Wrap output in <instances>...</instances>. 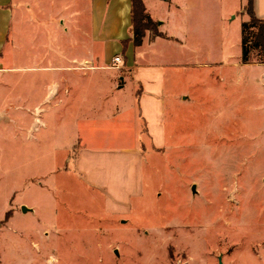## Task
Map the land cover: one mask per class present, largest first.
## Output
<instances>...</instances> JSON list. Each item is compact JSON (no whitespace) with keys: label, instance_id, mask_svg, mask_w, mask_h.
Wrapping results in <instances>:
<instances>
[{"label":"rangeland","instance_id":"obj_1","mask_svg":"<svg viewBox=\"0 0 264 264\" xmlns=\"http://www.w3.org/2000/svg\"><path fill=\"white\" fill-rule=\"evenodd\" d=\"M177 1L146 0L162 31L192 34L191 55L166 42L135 51L137 61L166 65L163 148L142 142L141 167L131 156L121 170L109 166L119 157L97 159L103 193L75 171L80 139L137 145L133 86L114 90L123 65L107 56L79 76L60 72L71 66L68 47L85 40L83 0H13L17 21L0 43V222L10 212L0 264H264V66L241 63L249 0ZM70 16L78 20L67 32ZM62 73L69 93L30 134L45 86Z\"/></svg>","mask_w":264,"mask_h":264},{"label":"crops","instance_id":"obj_2","mask_svg":"<svg viewBox=\"0 0 264 264\" xmlns=\"http://www.w3.org/2000/svg\"><path fill=\"white\" fill-rule=\"evenodd\" d=\"M147 14L153 20L151 14L148 11V6L146 0H142ZM188 5H192V0H186ZM214 3H217L218 0H212ZM83 13H86L88 20L86 21L87 32H84V42L82 46L78 43L68 47L71 55L68 57L71 62V66L62 68L60 71L59 68H52L59 70L60 72H70L80 75V72H86L90 70H95L99 62L103 60V57L107 56L108 59L105 61L106 64H114V59L116 57L121 58V63L123 66L120 68V77L121 83L114 90L123 89L127 82H130L133 86V94L136 100L137 107H132L131 112V122L134 126V138L137 139L136 144L133 146H119L115 150H107L109 148H96L95 146L89 144L90 142H83L80 139V144L77 150V157L75 159V171L84 179L83 181L90 187L102 191L104 190L98 184L95 178L97 170L99 168L96 165V160L102 156L108 155V157H119L123 161H119L116 164H110L109 166H114L121 170L122 167L128 165L129 156L135 157L137 160V166L141 167L144 164L145 160V149L141 143L145 144L146 141L151 142L156 148H163L161 142L164 140V118H165V109H166V65L161 63L157 65H149L146 60L139 58L137 61L135 51L136 48L141 49L146 44L154 45L159 42L173 43L177 44L180 47H184V53L191 55L190 49L195 44L193 40L194 37L191 33L184 35L183 38L179 34L173 32L168 33L162 31V26L158 24V32L162 36H153V34L148 31L146 36L143 39L141 46H135L134 43L130 40L132 38V0H104V3L101 5L100 0H83ZM171 4L177 6V0H170ZM6 14H4L3 13ZM253 11L257 18L264 19V0H254L253 1ZM6 17V18H5ZM7 19V24L2 27L0 30V39L1 44L9 43L11 39L12 25L16 24L15 10L13 6V0H8L7 2L0 3V19ZM70 20V23L66 22V19L62 21V25L65 27V31H69V28L73 27L74 20L78 18L70 16L67 18ZM155 21V20H153ZM158 23L157 21H155ZM68 27V28H67ZM190 29V28H189ZM130 40L124 56L123 53V41ZM202 45L205 43L200 42ZM97 46L101 47L100 54L97 52ZM1 59V54H0ZM257 65H263L258 64ZM82 65V69L80 66ZM116 68H119V64H116ZM264 66V65H263ZM75 73H74V70ZM71 70V71H70ZM58 72V71H57ZM72 74V75H73ZM66 76L62 73L59 80H53L51 83L45 86L44 97L41 104L36 107V116L34 117L35 123H31L28 131L32 134L33 125H43L47 124L41 119L42 114L46 113L50 108H53V103L61 97L63 93H69V88H64V84H68ZM62 103L60 102L58 104ZM45 106H49L45 108ZM10 120V118H9ZM89 132V131H88ZM103 134H106L103 133ZM81 136L88 137L92 134L87 133L85 130L80 132ZM112 136V135H110ZM104 138V137H103ZM144 140H143V139ZM102 139V138H101ZM108 153V154H107ZM98 161V160H97ZM138 169L136 167V173L138 174ZM140 178L141 189H143V180ZM118 181L120 183L125 182L122 176L119 177ZM143 192L136 190L123 194L121 191L118 194V200L129 201L133 200L140 196ZM107 197V201L111 200L108 195L104 194ZM29 212V211H28Z\"/></svg>","mask_w":264,"mask_h":264},{"label":"trees","instance_id":"obj_3","mask_svg":"<svg viewBox=\"0 0 264 264\" xmlns=\"http://www.w3.org/2000/svg\"><path fill=\"white\" fill-rule=\"evenodd\" d=\"M253 1L249 0L250 21L243 24L242 31V64L258 63L264 65V19H259L253 11ZM150 31L153 36H162L158 32V23L153 21L147 14L145 5L142 0H132V38L130 39L135 46H141L147 32ZM130 40L123 41L124 56ZM258 50L259 60L252 59V53ZM10 212L7 213L6 219L0 222V228L8 221Z\"/></svg>","mask_w":264,"mask_h":264},{"label":"built area","instance_id":"obj_4","mask_svg":"<svg viewBox=\"0 0 264 264\" xmlns=\"http://www.w3.org/2000/svg\"><path fill=\"white\" fill-rule=\"evenodd\" d=\"M122 61H121V58L120 57H116L115 59H114V63L115 64H120Z\"/></svg>","mask_w":264,"mask_h":264},{"label":"water","instance_id":"obj_5","mask_svg":"<svg viewBox=\"0 0 264 264\" xmlns=\"http://www.w3.org/2000/svg\"><path fill=\"white\" fill-rule=\"evenodd\" d=\"M22 211H23V213H27L28 211H30L28 208H26V207H22ZM222 264V263H221Z\"/></svg>","mask_w":264,"mask_h":264}]
</instances>
